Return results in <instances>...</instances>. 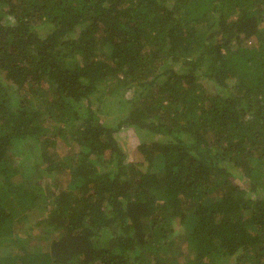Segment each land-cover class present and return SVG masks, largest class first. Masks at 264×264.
Instances as JSON below:
<instances>
[{
  "label": "trees",
  "instance_id": "1",
  "mask_svg": "<svg viewBox=\"0 0 264 264\" xmlns=\"http://www.w3.org/2000/svg\"><path fill=\"white\" fill-rule=\"evenodd\" d=\"M0 264H264V0H0Z\"/></svg>",
  "mask_w": 264,
  "mask_h": 264
},
{
  "label": "rangeland",
  "instance_id": "2",
  "mask_svg": "<svg viewBox=\"0 0 264 264\" xmlns=\"http://www.w3.org/2000/svg\"><path fill=\"white\" fill-rule=\"evenodd\" d=\"M209 90H213V85L210 83L209 84ZM131 93H133V89H131L128 93L127 96L131 97ZM95 108H98L100 106V102L97 101L96 99L94 100ZM110 112L107 113H103L104 116L108 117L109 121H113V120H118L120 115L118 114L119 112L117 111L116 108L113 109H109ZM117 112V113H116ZM118 140L121 144V146L123 147V149L127 152L128 154V161H132L134 158L133 155V151L136 149V147L138 146V144L141 142V138L139 137L138 133L136 132V130L133 127H129L126 126L124 127V129H122L118 134H117ZM31 144H34L32 141H30V143L28 144V142H24L23 144H21L19 146V150L15 155H14V160L17 164H22L25 168L27 167H31L33 165H35L36 163V159H38L39 163L43 164V168H46L47 165L50 163V161H47L44 158H38L37 155L30 153L29 149L27 147H29ZM74 144H69V143H65L62 142L57 150L55 151L57 156H65L67 155L69 152H71L72 150H74ZM54 153V150L52 151ZM40 153V151H39ZM55 161V160H54ZM53 178H51L52 180H56L59 185L60 188H62L63 186H66L67 183L70 181V173L66 172L65 174H61V173H55L52 175ZM19 177H17L18 179ZM46 180L48 181V179L46 178ZM43 211L41 209H38L36 212L33 213V217L32 221L33 222H27V223H18L16 226V230L19 231L20 235H24V236H28L30 235V248H32V246H44V244L48 241H50L49 239H53L58 237L59 234L56 235V233H48L50 231H48L47 227L45 226V224H38V222L40 221V219L44 218L43 215ZM1 253H5V249H1ZM189 257H192V255H188Z\"/></svg>",
  "mask_w": 264,
  "mask_h": 264
}]
</instances>
